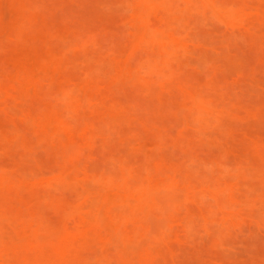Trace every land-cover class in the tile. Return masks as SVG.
I'll use <instances>...</instances> for the list:
<instances>
[{"label": "rangeland", "instance_id": "obj_1", "mask_svg": "<svg viewBox=\"0 0 264 264\" xmlns=\"http://www.w3.org/2000/svg\"><path fill=\"white\" fill-rule=\"evenodd\" d=\"M0 264H264V0H0Z\"/></svg>", "mask_w": 264, "mask_h": 264}]
</instances>
